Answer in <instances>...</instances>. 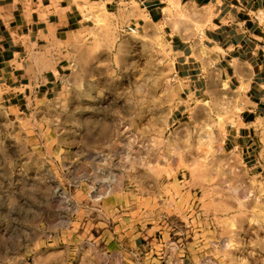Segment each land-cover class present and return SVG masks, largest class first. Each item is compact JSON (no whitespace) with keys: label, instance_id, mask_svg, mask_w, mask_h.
Instances as JSON below:
<instances>
[{"label":"rangeland","instance_id":"374dc122","mask_svg":"<svg viewBox=\"0 0 264 264\" xmlns=\"http://www.w3.org/2000/svg\"><path fill=\"white\" fill-rule=\"evenodd\" d=\"M90 10L55 92L19 109L0 89V264L143 261L140 233L141 255L264 264V126L233 148L235 87L213 60L197 93L178 76L171 39L202 42L204 9L145 31Z\"/></svg>","mask_w":264,"mask_h":264},{"label":"crops","instance_id":"0c3cea01","mask_svg":"<svg viewBox=\"0 0 264 264\" xmlns=\"http://www.w3.org/2000/svg\"><path fill=\"white\" fill-rule=\"evenodd\" d=\"M86 5L124 15L142 31L166 23L177 7L204 9L202 42L171 39L178 76L197 93L206 82L204 66L213 60L222 80L235 87L242 111L227 138L233 148L244 149L264 126V0H0V89L12 107L25 109L47 97L71 71L75 42L69 38L86 28ZM139 238L146 239L138 234L132 253L144 260L126 264H195L157 247L141 255Z\"/></svg>","mask_w":264,"mask_h":264},{"label":"bare ground","instance_id":"6f19581e","mask_svg":"<svg viewBox=\"0 0 264 264\" xmlns=\"http://www.w3.org/2000/svg\"><path fill=\"white\" fill-rule=\"evenodd\" d=\"M193 16L198 17V16H199V13H195V12H194ZM200 23H201V22H200ZM200 23H199L198 18H197V20H195V22H194V24H193L195 30H199V29L201 28V27H200ZM204 54L206 55L207 52L205 51ZM220 119H221V118H220Z\"/></svg>","mask_w":264,"mask_h":264},{"label":"built area","instance_id":"2783aa9c","mask_svg":"<svg viewBox=\"0 0 264 264\" xmlns=\"http://www.w3.org/2000/svg\"><path fill=\"white\" fill-rule=\"evenodd\" d=\"M129 29H131V30H134V28H133V27H129Z\"/></svg>","mask_w":264,"mask_h":264}]
</instances>
